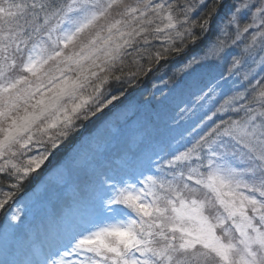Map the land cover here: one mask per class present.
<instances>
[{"label":"snow or ice","instance_id":"obj_1","mask_svg":"<svg viewBox=\"0 0 264 264\" xmlns=\"http://www.w3.org/2000/svg\"><path fill=\"white\" fill-rule=\"evenodd\" d=\"M0 264H264V0H0Z\"/></svg>","mask_w":264,"mask_h":264},{"label":"rangeland","instance_id":"obj_2","mask_svg":"<svg viewBox=\"0 0 264 264\" xmlns=\"http://www.w3.org/2000/svg\"><path fill=\"white\" fill-rule=\"evenodd\" d=\"M197 47H200V46L198 45ZM195 50H196V49H193V51H195ZM149 86H150V85H149V82H144V84H143V88H144V89L148 88ZM90 130H91V125L88 126V128L85 129V131H90ZM77 138H78V137L73 138L72 140H70V141L64 146V148H61L60 151L57 153V156L53 158V162L55 161V159L59 158V156L62 155L63 152H64L65 150H67L68 147H71V145L74 144V143L76 142V139H77Z\"/></svg>","mask_w":264,"mask_h":264},{"label":"trees","instance_id":"obj_3","mask_svg":"<svg viewBox=\"0 0 264 264\" xmlns=\"http://www.w3.org/2000/svg\"><path fill=\"white\" fill-rule=\"evenodd\" d=\"M146 82H148V81H146Z\"/></svg>","mask_w":264,"mask_h":264}]
</instances>
